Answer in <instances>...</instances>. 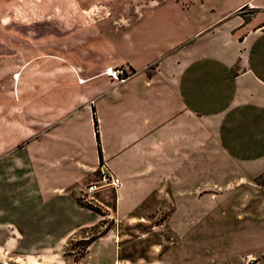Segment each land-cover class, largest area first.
I'll list each match as a JSON object with an SVG mask.
<instances>
[{
	"label": "crops",
	"instance_id": "0c3cea01",
	"mask_svg": "<svg viewBox=\"0 0 264 264\" xmlns=\"http://www.w3.org/2000/svg\"><path fill=\"white\" fill-rule=\"evenodd\" d=\"M214 1L161 23L125 6L114 14L138 17L110 23L87 0H0V263L37 262L104 219L79 202L104 171L119 181L97 191L114 195L95 197L105 217L162 223L191 254L221 232L220 208L264 173V0ZM118 66L121 84L102 74Z\"/></svg>",
	"mask_w": 264,
	"mask_h": 264
},
{
	"label": "rangeland",
	"instance_id": "374dc122",
	"mask_svg": "<svg viewBox=\"0 0 264 264\" xmlns=\"http://www.w3.org/2000/svg\"><path fill=\"white\" fill-rule=\"evenodd\" d=\"M87 1L98 6L97 11L91 14V19L95 22L104 19V22L113 23L123 18H136L137 15L122 16L114 13L121 7L141 6L147 8L146 13L155 17L157 23H161V18L163 21L177 22L173 19L182 18V11L187 8L191 11L198 9L201 0ZM215 3L214 0H206L205 6L209 7ZM99 7H106L113 14L101 13ZM99 192H95L94 197L102 200L108 197L106 204L113 202L114 195L111 192ZM236 198L238 206L235 209L228 206L220 208L224 218L217 229L221 232H205V238L201 239L203 252L200 254H191L194 249L186 247L185 239L178 238L162 223H118L114 218L105 217L110 216L109 208L98 205L101 211L99 215L104 216V219H99L63 239L60 246L38 258L37 262L31 259L25 262L10 259L7 264H264V173L252 178L251 184L242 186L241 190L237 191ZM232 210L240 218H245L241 224L237 223L236 227L247 225V238L245 234H233L236 224L229 219ZM78 219L84 221L83 215ZM68 225L69 222L63 219L61 231ZM209 225L211 224L206 223L205 227ZM178 232L180 233L179 229Z\"/></svg>",
	"mask_w": 264,
	"mask_h": 264
},
{
	"label": "built area",
	"instance_id": "2783aa9c",
	"mask_svg": "<svg viewBox=\"0 0 264 264\" xmlns=\"http://www.w3.org/2000/svg\"><path fill=\"white\" fill-rule=\"evenodd\" d=\"M102 74L108 77L111 81L119 84L126 82L131 76V73L122 66L108 67L103 71ZM118 186L119 181L117 178L113 177L106 171L100 172V178L98 182L82 188L80 191L79 199L85 204L98 207V205L100 206L101 204L94 197L95 192L103 187L117 188Z\"/></svg>",
	"mask_w": 264,
	"mask_h": 264
},
{
	"label": "trees",
	"instance_id": "16d2710c",
	"mask_svg": "<svg viewBox=\"0 0 264 264\" xmlns=\"http://www.w3.org/2000/svg\"><path fill=\"white\" fill-rule=\"evenodd\" d=\"M93 122H94V128H95V137H96V141H97V146H98V153L100 155V146H99V135H98V129H97V122L95 117H93ZM80 204H82L83 206H85L86 208L94 211L95 213H97L99 215V211L100 209L98 207H94L88 204L83 203L80 199H79Z\"/></svg>",
	"mask_w": 264,
	"mask_h": 264
}]
</instances>
